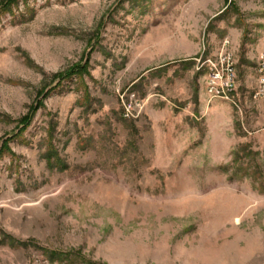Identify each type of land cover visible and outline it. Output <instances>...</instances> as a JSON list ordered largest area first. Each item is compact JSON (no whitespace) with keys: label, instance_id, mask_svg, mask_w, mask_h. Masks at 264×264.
Segmentation results:
<instances>
[{"label":"rangeland","instance_id":"obj_1","mask_svg":"<svg viewBox=\"0 0 264 264\" xmlns=\"http://www.w3.org/2000/svg\"><path fill=\"white\" fill-rule=\"evenodd\" d=\"M263 54L264 0L3 10L0 264H264Z\"/></svg>","mask_w":264,"mask_h":264},{"label":"built area","instance_id":"obj_2","mask_svg":"<svg viewBox=\"0 0 264 264\" xmlns=\"http://www.w3.org/2000/svg\"><path fill=\"white\" fill-rule=\"evenodd\" d=\"M230 42L225 40L220 51L215 56L203 54L195 59L198 70H206V89L211 98L232 100L237 91V71L234 54ZM264 72V54L261 57ZM264 85V76L261 79ZM132 103L126 104L127 116H135Z\"/></svg>","mask_w":264,"mask_h":264},{"label":"trees","instance_id":"obj_3","mask_svg":"<svg viewBox=\"0 0 264 264\" xmlns=\"http://www.w3.org/2000/svg\"><path fill=\"white\" fill-rule=\"evenodd\" d=\"M16 0H1L0 1V15L2 14L3 10L8 9Z\"/></svg>","mask_w":264,"mask_h":264}]
</instances>
